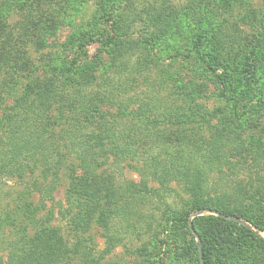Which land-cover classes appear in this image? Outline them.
I'll return each mask as SVG.
<instances>
[{
    "label": "trees",
    "instance_id": "obj_1",
    "mask_svg": "<svg viewBox=\"0 0 264 264\" xmlns=\"http://www.w3.org/2000/svg\"><path fill=\"white\" fill-rule=\"evenodd\" d=\"M119 1L95 0L97 16L71 42L77 51L72 64L51 61L43 67L48 76L29 75L24 93L3 111L0 236L6 228L8 236L33 229L34 238H22L16 245L9 241L12 248L0 254V264H64L78 249L91 262L86 245L95 232H102L106 252L119 244L115 236L122 229L131 239H144L141 247L152 246L161 235L153 222L158 212L167 215L165 228L171 226L179 243L174 254L179 264H245L252 252L264 257V238L212 215L193 221L201 257L190 226L193 214L210 211L264 233V163L257 153L247 152L255 156V164L240 172L256 173L250 179L253 185L238 181L233 163L242 159L234 147L243 144L234 121V109L240 107L235 96L249 88L264 94L263 62L254 39L225 19L232 2L242 0H186L178 10L150 2L140 17L156 31L147 42L125 41L139 19L120 9ZM3 33L1 29L0 39ZM179 34L191 39L187 53L176 45L170 49L169 40ZM92 44L100 51L91 60ZM162 44L169 55L149 59L148 48ZM142 56L146 59L138 70L128 71V63ZM12 61L2 48L0 75ZM23 61L20 68L31 71L32 65ZM178 61L199 64L220 87L217 96L234 106L211 109L185 89H172L169 66ZM143 79L147 100L137 86ZM124 166L140 181L125 178ZM6 182L13 184L10 191L3 190ZM57 217L73 225L69 235L52 227ZM21 221L24 227H18ZM1 239L0 249L6 246Z\"/></svg>",
    "mask_w": 264,
    "mask_h": 264
},
{
    "label": "rangeland",
    "instance_id": "obj_2",
    "mask_svg": "<svg viewBox=\"0 0 264 264\" xmlns=\"http://www.w3.org/2000/svg\"><path fill=\"white\" fill-rule=\"evenodd\" d=\"M161 4H165L167 8L178 10L179 8L185 7L187 4L186 0H156ZM155 3V0H120V9L126 10L130 13L133 11L134 14H138V23L135 24L131 30L130 37H127L125 41H148L152 35L156 34L152 23L146 20L144 17L140 21L142 16L141 8L146 4ZM118 4V5H119ZM100 10L99 6L95 3V0H0V30L3 29L4 38L0 39V50L6 48V51L14 61L11 62L9 68H4L0 75V120L3 118V111L8 110L14 105V102L24 93L26 85L29 83V75L32 78L48 76V71L44 68L51 61L57 63H63L71 65L72 61L76 57L77 51L74 46H71V42L75 41L80 30L84 27H90V22L97 16V11ZM145 19V20H144ZM225 19L228 24L236 23L239 25L240 31L245 36H249L254 39L263 65L261 66L263 78H264V0H242L232 2L230 8L227 9ZM229 19V20H228ZM221 20V19H219ZM172 23V18L169 20ZM167 31H171L169 27L164 28ZM177 40H169L170 49L175 45L185 53L188 49V45L191 39L185 40L186 34H179ZM253 37V38H252ZM16 43L14 49L13 44ZM11 45L12 49L7 47ZM149 59H157L158 55H163V59L167 57V48L162 44L159 47L148 48ZM100 47L98 44H92L88 48V54L90 59L99 53ZM138 53V52H137ZM144 52H141V54ZM146 54V53H145ZM28 60V64L31 71L24 70L20 67L25 65L23 60ZM146 59L142 56L138 59L133 58L128 66V71L131 69L133 72L138 70L140 61ZM107 60V57L106 59ZM155 62L157 60H154ZM169 63V62H168ZM21 64V66H20ZM141 65V63H140ZM153 66V65H152ZM34 67V68H33ZM160 67V64L155 66ZM38 68V70L36 69ZM171 87H179L178 89H185L186 93L197 96L199 103L204 104L208 108L215 109L218 107H224L225 104L234 106V102L226 103L225 99L217 96L220 87H218L216 80L212 75L202 71L199 68V64L193 61H178L169 66ZM138 88L136 92H140L141 98L147 100L146 96L142 94V91H147L144 79L138 82ZM130 94V96H132ZM141 99L137 100V103L133 108L137 109ZM235 102L240 104L237 109H234V121L239 125L238 140L243 144L237 145L236 149H240V158H236L233 163L237 166L236 170L238 181H242L244 185H253L250 179L255 177L256 173H251L249 170L240 172L246 165L253 164L255 156H249L250 154L257 153L261 158V162L264 163V94L248 89V91L236 94ZM136 106V107H135ZM249 153V155L247 154ZM255 164V163H254ZM128 167V166H127ZM124 166L125 178L135 182H139L140 179L135 174ZM252 177V178H251ZM211 181L214 182L213 179ZM64 183L68 185V181L64 180ZM7 184V182H6ZM4 184L3 190H9L13 186L12 183ZM157 185V184H156ZM173 187V184L170 185ZM5 187V189H4ZM65 187L61 190L58 199L63 198ZM159 188V187H157ZM249 188V187H248ZM10 191V190H9ZM38 195L33 198L38 203ZM63 200V199H62ZM172 203V199L168 200ZM39 204V203H38ZM161 205V204H160ZM41 206V204H40ZM43 208V206H41ZM162 207V205H161ZM55 212V211H54ZM213 213V212H210ZM207 212H201L193 214L190 218L192 226L193 221L199 217L205 216H216L222 217L228 220L225 216H217ZM56 217V216H55ZM58 220L52 225V227L58 226L61 231H64L66 235H69V227L72 229L71 224L63 221L61 217H57ZM167 215L164 212H158L156 217L153 218L155 227H158V231L161 232L160 237L154 245L141 244L144 239L129 238L128 233L125 229H122L120 233L116 234L117 246L108 252L106 240L102 235V232L92 233V239L89 240L86 247H88V255L91 257V262L83 257V252L78 249L75 255H71L67 262L64 264H179L176 262L174 254L180 248L179 243L175 240L173 232L165 228ZM233 219V218H231ZM230 221V220H228ZM233 222H238L240 225H244L246 228L252 230L256 235L264 238V233L250 225L248 222L242 220L233 219ZM117 223V222H116ZM114 225V228L116 224ZM18 227H24V221L17 224ZM96 227V226H93ZM97 228V227H96ZM163 228L166 230L163 231ZM193 229V226H192ZM192 231V230H191ZM194 231V230H193ZM195 241L198 248L201 245L199 236L193 232ZM162 232H164L162 234ZM4 233V234H3ZM6 246L0 249L2 252H7V248H12L9 245V241L14 243L21 242L20 239L24 238L32 240L34 238L33 229L25 234V232L14 231V235L8 236V229L1 230V236ZM145 239L149 238L145 235ZM70 238V237H69ZM121 241V243L119 242ZM8 242V243H7ZM72 244H75L74 240L70 239ZM141 253L138 254L134 250L139 249ZM200 251V250H199ZM202 264V261H201ZM245 264H264V257H259L255 253L247 258Z\"/></svg>",
    "mask_w": 264,
    "mask_h": 264
},
{
    "label": "water",
    "instance_id": "obj_3",
    "mask_svg": "<svg viewBox=\"0 0 264 264\" xmlns=\"http://www.w3.org/2000/svg\"><path fill=\"white\" fill-rule=\"evenodd\" d=\"M207 212V211H206ZM209 213H210V211H208ZM210 214H214V215H217V216H220L218 213H210ZM226 218V217H225ZM228 220H230V221H232L233 219H231V218H227ZM191 230L193 231V229H192V226H191ZM194 232V231H193ZM199 250H200V256H201V245H200V247H199ZM202 257V256H201ZM202 264H203V262H202Z\"/></svg>",
    "mask_w": 264,
    "mask_h": 264
}]
</instances>
